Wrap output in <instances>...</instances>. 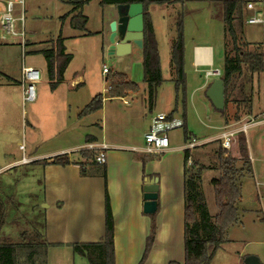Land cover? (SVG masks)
Masks as SVG:
<instances>
[{"label":"rangeland","instance_id":"obj_1","mask_svg":"<svg viewBox=\"0 0 264 264\" xmlns=\"http://www.w3.org/2000/svg\"><path fill=\"white\" fill-rule=\"evenodd\" d=\"M5 1L0 0V7L3 9ZM263 1L244 0L241 5L242 24L239 37L246 50H252L262 42L263 23H248L246 20L255 16L257 12H262ZM22 2L23 4L15 2L13 5L15 33L7 32L0 22V189L4 195L13 196L12 200L6 199L3 203L9 213L4 231L8 229L7 237L11 240L17 238L18 230L24 229L23 226H32L45 233L47 240L61 239V232L66 231L69 239H77L79 234H84L80 236L85 239L83 242H93L97 241L96 234L103 232L104 187L100 177L89 179L94 184L86 190L85 207L80 209L77 215L71 214L69 217L73 220L72 227L60 228V222L68 220V217L64 215L63 210H55L52 205L51 183L55 167H44L47 161H52L57 155L23 165L11 162L66 145L68 130L75 120L70 105L81 101L85 103L93 93L99 92L102 96H108L106 75L115 71L126 73L139 85L140 89L136 93L129 92L126 98L128 101L133 99L136 102L134 105L145 104L147 108L153 109L154 114L161 110H173L174 117H181L185 112L187 130L197 140L205 138L209 142L216 139L215 135L222 130L221 116L224 119L225 113L228 119L226 125H231L264 112L263 70L253 73L251 82L245 85L250 95L251 113L247 115L244 114V110L238 109L241 115L238 120H234L235 104L231 100L223 114L211 106L202 89L196 93L190 91L189 87L192 84L196 85L201 81L211 82L220 75L206 78V70L216 68L221 71L223 68V5L219 0H192L183 7L178 3L174 7L167 5L157 7L158 11H155L153 21L162 80L156 86L152 98L149 96L147 83L142 80L141 48L132 45L130 52L123 56L107 57L106 47L109 43L107 31L110 22L116 18L115 4L100 3L101 0H85L81 8L82 14L87 18L85 28L76 29L70 24V17L73 14L71 0H22ZM247 2L252 3V9L246 7ZM181 13L185 15L182 19L184 81L175 89L171 57L177 37L176 20ZM58 36L63 38L64 49L71 54V60L64 70L63 80L52 88L46 71V60L38 50L48 40H54ZM194 43L212 45L211 64L203 67H193L190 64L188 51ZM103 65L109 70L108 74L102 73ZM22 66H32L39 70L40 77L35 85L36 97L32 102L22 101ZM81 70L83 80L78 81L75 78ZM117 103L123 107L127 106L121 101ZM86 118L83 119L84 122H87ZM127 123L132 136L138 137L143 129L141 123L129 120ZM180 126H176L168 135L172 134L175 138L176 134L182 140L183 128ZM87 130L89 128L83 131V141L86 139L84 133ZM107 133L111 137L114 136L110 127ZM245 136L252 171L244 172L240 177L241 198L236 204L237 222L227 228L225 241L216 250L210 264H243L247 256H255L264 264V124L248 128ZM141 145H144V141H141ZM209 148L210 146H196L191 153L192 157H197L207 164V159L202 155L208 153ZM228 153L233 156L238 154ZM62 155L69 160L86 163L81 159L79 151H69ZM85 166L87 169L102 170V166L94 162H87ZM54 176L58 178L57 174ZM216 176L217 171L208 168L203 170L200 181L203 201L211 217L217 209L210 180ZM34 205L42 212L41 223H38V218L29 219L32 217L30 207ZM196 216L198 218L197 212ZM154 222L157 229L156 217ZM82 224L83 228H77ZM4 231L2 228V233ZM58 246H49L47 255L49 264H60L64 260L71 264V249Z\"/></svg>","mask_w":264,"mask_h":264},{"label":"trees","instance_id":"obj_2","mask_svg":"<svg viewBox=\"0 0 264 264\" xmlns=\"http://www.w3.org/2000/svg\"><path fill=\"white\" fill-rule=\"evenodd\" d=\"M188 0H101L100 3L125 4L131 2H141L143 6V38H142V69L143 81L147 83L150 98L154 97L155 88L162 80L159 67V55L157 43L154 38L153 28L147 8L151 4H164ZM223 5V25H224V45H223V68L219 78L224 87V107L231 100L235 104L234 120L240 118L238 109L244 110V114H250V95L245 85L251 82L252 75L256 71H264V20L262 42L252 50H246L241 43L239 32L241 30L242 15L241 5L244 0H219ZM85 0H71L73 14L70 17V24L73 28L84 29L87 18L82 14L81 8ZM264 19V1H263ZM183 14V16H182ZM181 13L176 20L177 37L172 48L171 63L175 73L173 79L175 89H178L184 78L183 72V42H182V19ZM46 60V71L51 80L53 88L63 79L64 70L71 60V54L65 52L63 38L50 39L38 50ZM109 73V72H108ZM107 73V74H108ZM108 83L109 97H123L128 92H136L138 85L130 80L124 73L113 72L105 77ZM102 105V95L93 96L81 109L79 116H85L100 109ZM173 110L166 115L170 120ZM224 114V112H223ZM224 121L227 123L226 113ZM186 137V132H184ZM238 156L229 155L220 145L218 139L206 142L199 146H210L208 153L202 155L207 159V164L197 157H192L191 150L184 149L185 162L191 159L189 165L185 164L183 171V251L184 258L182 264H210L216 250L225 241L227 228L237 222L236 204L241 198L239 180L242 174L250 173L251 162L248 157L246 139L244 133L237 135ZM196 148V147H194ZM88 158L94 154L89 150H81ZM52 163L65 164L67 160L63 155H57L52 159ZM240 162V165H239ZM102 170H95L94 173L103 178V210H104V230L99 240L93 242L70 243L73 252L84 257L88 264H115L113 245V218L109 205L106 190L105 166ZM81 174H87L84 166L79 165ZM215 169L217 176L211 178L213 188L214 204L216 213L211 217L203 201V193L200 188L201 175L205 169ZM93 173V172H92ZM88 174H91L89 172ZM150 177L156 176L150 174ZM13 199L4 195L0 189V264H46V250L49 246H58L61 243L47 242L43 233L39 230L21 229L14 240L3 236L2 227L6 224L8 210L3 205L4 201ZM158 210V205L154 213L150 214L152 219L149 233L145 238L144 248L137 264H144L154 240L156 225L154 216ZM196 212L198 218L196 216ZM167 264H180L177 261H169Z\"/></svg>","mask_w":264,"mask_h":264},{"label":"crops","instance_id":"obj_3","mask_svg":"<svg viewBox=\"0 0 264 264\" xmlns=\"http://www.w3.org/2000/svg\"><path fill=\"white\" fill-rule=\"evenodd\" d=\"M191 1L192 0H188L184 3L173 2L167 4H151L148 6L147 12L151 20L155 40L156 37L153 16L155 11H158L157 7L162 5L174 7L176 3L183 7L185 4ZM108 33L109 30L107 31V34ZM188 56L190 59V64L193 67H203L209 65L213 62L212 45L208 43H194L188 51ZM198 71H203V69H198ZM124 74L130 78L126 73ZM75 79L78 81L83 80L82 70L78 72V75ZM130 80L133 79L130 78ZM209 84V81H201V83L196 85L192 84L190 87H188L190 88L191 92L196 93L198 90L202 89L205 94ZM139 89L140 88L138 85V90ZM96 94L101 93H93L91 97L85 101V103L81 101V103L70 105L72 106V116L75 118V120L68 130L69 136L65 141L66 145L41 154L23 157L22 159H18L11 163H15L16 165L35 163L41 159L43 160L45 157L62 155L69 151H79L80 148H82V146L86 143L106 144V161L105 164L100 165L105 166L106 190L113 218V245L115 264H137L141 257L145 244V238L149 233V228L152 221L150 214H147V216L142 212V182L143 178L145 176L149 177L150 174H155L158 178V210L154 216V219L156 217L157 229L155 230L154 240L144 264H167L172 260L182 264L184 258L183 171L185 164L189 165L191 162L190 158L185 162L184 148L188 139L193 137L191 132L187 130L188 122L186 113L184 112L181 117H174L172 115L170 119L175 126L180 124V127L183 128L182 140H180V136L178 137L176 134L175 138L172 137V134L168 135V132H170L172 129H176V127H174L166 131V135L169 140V147L165 151L160 153H146L143 151L144 145H141V141H144V138H141L140 136H144V134L148 131L153 116L161 113L168 114L172 110H161L154 114L153 109L149 107L147 108L145 104L134 105L136 102H134L133 99L128 101L126 99L129 94L128 92L123 97L102 96V105L100 109L88 115L79 116L78 114L83 106ZM118 101H121V103L127 106H121L122 104H118ZM67 105H69V103ZM85 118L88 119L86 120L87 122H84L83 119ZM221 118L223 127L226 125V122L222 116ZM128 120L134 123H141L143 129H141V133L138 137L135 138L132 136L131 128L127 126ZM108 127L112 129L114 136H109L107 133ZM86 128H89V130L84 133V138L86 139L83 141V131ZM184 132H186V137H184ZM218 134L215 135V137H217ZM193 149H191V153ZM236 152H238V143ZM79 155L81 156V159L86 161V163L69 160L65 155H63L65 156L67 163L57 164L47 161L46 165L44 166L47 168L52 166L55 167L51 183L53 186L52 205L55 210H63L64 215L68 217V220H64L63 223L60 222V228L72 227L71 222L73 220H71L69 217L71 214L77 215L80 209L85 207L87 195L86 190L89 186L94 184V182L89 179L100 177L102 181H104L100 175L94 173L95 169H87L85 166L87 162H94V155L88 158L84 155L83 151H79ZM235 157H239L238 154ZM79 165L84 166V171H86L87 174H81ZM66 167H69V169H65ZM32 171L33 168L31 169V172ZM89 172H91V174H88ZM55 174L58 175V178H55ZM49 205L50 203H48V206ZM18 206L21 207V205ZM34 206L30 207V215L32 214V217L29 219L38 218V223H41L42 212H39L36 206ZM2 228L4 231L6 224ZM22 228L37 230L32 226H23ZM77 228H83V224ZM79 231H81V229ZM1 234L7 237L8 229H6ZM61 234V239L52 240H47L45 233L43 235L47 242H58L61 243V245L58 247H63L64 249L69 247V249H71V264L88 263L84 257L73 252L72 247L69 245L70 243L83 242L85 239L80 236H84V234H79L77 239H69L67 237L68 234L66 231L61 232ZM102 234L103 232L96 234L97 240L100 239ZM48 248L46 250V264H49L47 259ZM64 253L66 254V252ZM60 264L68 263H66V260H64L63 262H60Z\"/></svg>","mask_w":264,"mask_h":264},{"label":"built area","instance_id":"obj_4","mask_svg":"<svg viewBox=\"0 0 264 264\" xmlns=\"http://www.w3.org/2000/svg\"><path fill=\"white\" fill-rule=\"evenodd\" d=\"M23 4L22 0H6L4 9L0 7V22L7 32L15 33L13 30L14 17L12 16L14 3ZM246 7L252 9V3L247 2ZM3 9V10H2ZM263 13L257 12L255 16L249 17L246 21L248 23H263ZM108 69L103 65L102 73H108ZM220 70L210 68L205 71V77L218 76ZM40 77L39 70L32 66L21 67V87H22V101L32 102L36 97V83ZM264 122V112L259 115L250 116L245 121L237 124L225 125L219 132L216 139L220 141L221 147L228 153H234L237 151V135L252 126L261 124ZM177 126H180L178 124ZM176 127L171 120L166 119V114L161 113L152 117L148 131L144 134V148L146 153H160L165 151L169 147V140L166 135V131ZM207 142L205 139L197 140L194 137H190L185 144L184 149L191 150L196 146ZM107 148L104 143H86L81 150L93 151V161L97 164H105L106 155L105 149ZM229 154V153H228ZM189 159V158H188Z\"/></svg>","mask_w":264,"mask_h":264},{"label":"water","instance_id":"obj_5","mask_svg":"<svg viewBox=\"0 0 264 264\" xmlns=\"http://www.w3.org/2000/svg\"><path fill=\"white\" fill-rule=\"evenodd\" d=\"M116 18L110 22L107 57H120L130 52L131 46L142 47L143 6L141 2L115 5ZM205 96L215 109L224 107V87L219 77H215L207 87ZM158 178L145 176L142 182V212L152 214L156 210ZM243 264H261L255 256H247Z\"/></svg>","mask_w":264,"mask_h":264}]
</instances>
